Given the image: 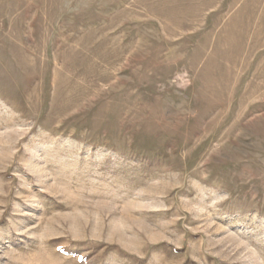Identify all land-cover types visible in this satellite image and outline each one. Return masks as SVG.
<instances>
[{"label": "rangeland", "instance_id": "1", "mask_svg": "<svg viewBox=\"0 0 264 264\" xmlns=\"http://www.w3.org/2000/svg\"><path fill=\"white\" fill-rule=\"evenodd\" d=\"M0 264H264V0H0Z\"/></svg>", "mask_w": 264, "mask_h": 264}]
</instances>
